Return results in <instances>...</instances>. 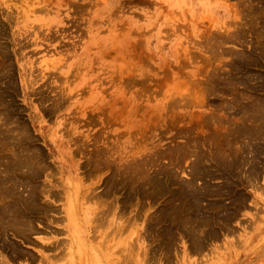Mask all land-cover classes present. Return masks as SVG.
<instances>
[{"label": "rangeland", "instance_id": "374dc122", "mask_svg": "<svg viewBox=\"0 0 264 264\" xmlns=\"http://www.w3.org/2000/svg\"><path fill=\"white\" fill-rule=\"evenodd\" d=\"M262 16L264 0H0L4 151L30 136L49 166L37 181L55 194L31 241L12 238L22 256L0 241V264H264V135L234 130L255 115L264 126ZM71 188L84 246L67 231Z\"/></svg>", "mask_w": 264, "mask_h": 264}, {"label": "bare ground", "instance_id": "6f19581e", "mask_svg": "<svg viewBox=\"0 0 264 264\" xmlns=\"http://www.w3.org/2000/svg\"><path fill=\"white\" fill-rule=\"evenodd\" d=\"M261 18H262L261 20L263 22L264 16H262ZM261 25L263 28L261 33L262 32L264 33V22L261 23ZM259 28L261 29V27H259ZM243 42L245 43L244 40H243ZM0 43L2 44V42H0ZM1 48L2 47H0V49ZM262 48H264V46H262ZM4 49H3V51L7 50V49L6 50H4ZM262 50L263 51L261 54L264 56V49H262ZM246 52H247V50H243L242 53L239 54L240 63H243V64L247 63L248 58L253 54V52H247L248 54ZM0 54H3V53H0ZM4 54H5V52H4ZM230 79H233V78H230ZM217 81L219 83L218 89H220V88L224 89L223 93L233 91L234 87L232 85V80L231 81L228 80L230 82L231 86L220 85V83H221L220 77L217 78ZM127 102H128V100H127ZM261 105L264 106V102ZM125 106H127V104H125ZM160 106L162 109H165L167 107L166 105H163V104H160ZM110 109H112L111 106H110ZM246 113H247V111H246ZM220 120H222L221 117L218 119V121H220ZM10 121H11V119H10ZM222 122H224V121H222ZM6 123H7V119L6 120L4 119V121H2V123H0V136H1V139H3V145L0 147L1 148L0 149L1 150V152H0V241L3 242V244L1 245V248L3 247L5 250H8V252L12 253L14 255V257L17 259L19 256H22L21 254H23V251H21L22 249L20 250V247L18 246V244H16L14 242L15 240L12 241V238L13 237H15L17 239L21 238L23 241H27V242L31 241V234L38 232V229L36 228V225H35V220L38 219L37 215L42 214V213L47 215L54 208L52 204L45 203L42 201V199H41L42 195L44 196L45 194L49 193L51 196H53L55 194L50 192V190L47 189V187L46 188L41 187V185L39 184V181H37L38 177H40L42 175V170L48 169L49 166H47L46 164L43 163L44 158L42 155H40L42 151L39 152L38 149H36L38 147L37 146L35 147V145L33 143L34 141L31 139L30 136L19 139V141H18L19 147L18 148H11V154L10 153L7 154V152L4 151V148H7V145H5L6 143L4 140L5 135L3 134L4 131L6 129H8ZM236 125L237 126L234 127V130L236 131V128H238V131H240V133L237 131L236 132L239 134L246 133L247 135H249L250 131H252L254 135H262V136L264 135V126H263V124H261V118H259L257 115H255V119H252V118L248 119L247 117H245L242 122L236 123ZM20 128H21V125H20ZM228 142H231V140L230 139L227 141L222 140V141L218 142L217 148H232V147L228 146ZM244 148H248L247 145H246V147L244 146ZM37 151H38V153H37ZM106 152H108V150ZM105 156L107 158L109 157L108 154H106ZM240 160L242 163L245 162L242 160L241 157H240ZM108 161H105L108 165H111L113 162L110 160H108ZM131 167L132 168H127L123 171H118V173L120 175H122V177H124V175L127 174V178H124V180L126 179L127 181L128 180L133 181V177H131V176H134V168H133V166H131ZM258 172H259V170L257 167H254V168L252 167V171H251L250 175L253 178L254 175L258 174ZM124 180L122 182H124ZM127 181L125 183H127ZM112 183H113L112 184L113 186L116 185V182H112ZM129 183H133V182H129ZM188 184L192 185V183H188ZM74 189L71 188V190H69V191L67 189L66 193H65L66 197L64 196L68 202V203L66 202L67 207H65L67 214H68V216H66V220H68L70 222V223L69 222L67 223V228H68L67 231H68V233H74V234H69L71 236V239H73V241H75V238H76L78 244H82L84 246L85 243L89 242L88 240H86L88 235H89V232L85 227H84L85 229L82 227L81 219H80L81 217H79L77 215V211H80V209H78L80 206V200L84 201V197L81 193V189H77L75 191H74ZM196 192L197 191L190 193V201L191 202L189 205H190L191 209L193 210V212H195L194 207L199 206L201 198H202L201 197L202 194L196 193ZM243 196H244L243 193L241 191H239L238 197H240L241 202L244 203V204L243 203L238 204L239 206L240 205L245 206L246 201L243 200L244 199ZM77 197L80 199H78ZM132 199H133V197L131 195H128L126 197V203H129ZM176 206H177L176 211L174 213L181 210L184 207V204L182 202H180ZM234 211H236V210H234ZM231 214H233V212H231ZM181 215H182V213H181ZM36 216H37V218H36ZM75 216H77V220L75 219ZM184 216H186V224H188L189 221L191 224H196V226H198L202 223V221H200L198 219L193 221V217L190 214H186ZM235 216H236V214H235ZM105 221H107V222H105ZM171 221H172V224L180 223L179 213L176 215V217L172 218ZM91 222H96L97 231L99 233V235H97V236L92 235L93 238L98 237V236L102 237L103 233L100 230V227L103 224L106 225V223L109 222V219H107V217H105V213L95 214L94 216H92L91 220L88 223H91ZM110 226H111V228L114 226L117 229L121 227L120 223H118L116 221H110ZM114 227H113V230L111 229V231H113V232H111V235H112V233H114V229H115ZM114 234L117 235V233H114ZM212 234H214V232H212ZM111 235H108L106 233L104 237H106V236L110 237ZM214 235L216 236V235H218V233H215ZM107 240H109V239H107ZM105 242H106V240H105ZM51 244L52 245L50 247H52L53 249H58V250L61 249L58 256L63 257V256H65L64 254H67V253H65V251L67 252V250H68V247H67L68 241L65 242L62 240H57V241L52 242ZM73 245H74V243H73ZM197 245L198 246L196 248L203 247L204 246L203 241L200 244L198 243ZM75 246L76 245H74V247ZM71 250L72 249H70V251ZM80 250H81V248H80ZM80 250L78 249V251H80ZM28 254H25V255L29 256ZM71 254H74V253L71 252ZM79 258H81V257H79ZM83 258L84 257H82V259ZM79 260H81V259H79ZM2 262H3V260H2Z\"/></svg>", "mask_w": 264, "mask_h": 264}]
</instances>
